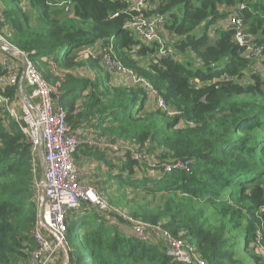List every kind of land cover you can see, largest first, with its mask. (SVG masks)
I'll return each instance as SVG.
<instances>
[{"label":"trees","instance_id":"trees-1","mask_svg":"<svg viewBox=\"0 0 264 264\" xmlns=\"http://www.w3.org/2000/svg\"><path fill=\"white\" fill-rule=\"evenodd\" d=\"M62 1L71 3L70 12L56 6ZM147 2L138 12L123 0H0L2 34L59 91L55 98L74 129L84 123L99 138L135 146L159 164L188 163L164 172L134 160L131 152L80 151L106 165V183L116 181L119 190L134 194L126 202L131 217L159 225L209 264H264V61L257 67L258 59L235 42L228 24L237 16L250 42L264 48V0ZM141 13L163 17L162 36L173 57L159 55L158 43L125 29ZM111 46L125 67L162 95L168 110L144 85L114 80L104 69L100 56ZM89 50L98 52L86 65L93 77L74 75ZM19 90L9 86L4 94L17 104ZM40 178L27 136L5 113L0 264H30L38 248ZM80 210L78 223L67 222L70 264H183L154 241L127 238L124 227L90 206ZM77 233L79 244L71 247Z\"/></svg>","mask_w":264,"mask_h":264},{"label":"built area","instance_id":"built-area-1","mask_svg":"<svg viewBox=\"0 0 264 264\" xmlns=\"http://www.w3.org/2000/svg\"><path fill=\"white\" fill-rule=\"evenodd\" d=\"M123 1L130 5L131 10L138 12L146 9L149 5L147 0ZM56 6L64 7L66 13L71 10L70 2L62 1ZM228 24L234 31L235 42L245 48L247 54L258 59L257 67L261 66L264 61V48L243 41L245 27L237 16L230 17ZM163 28V17L154 15L147 18L143 13L132 17L125 25V29L133 31L146 43H158L159 55L173 57V49L167 45L166 39L162 36ZM5 44L12 46L2 34L0 13V51ZM95 51L89 50L83 54L84 65L78 67V71L82 75H85L88 58L93 56ZM100 61L108 73L117 77H128L135 84L147 87V90L154 96L158 107L168 110L162 95L145 78L137 77L132 70L125 67L115 56L112 46L104 53L102 52ZM17 63L20 64V67L17 66ZM0 68L2 70L0 75V119L4 117L5 113H8L27 136L33 154L38 157V152L42 148L45 162L42 180L45 200L41 208V216L42 222L48 230L46 231L55 236L56 240L52 242L42 233L41 228H44L39 222L35 232L38 248L31 254L30 264H52L58 258L59 253L64 251L63 246L69 251L66 240L67 222L72 219L73 211L85 206H90L97 214L118 227H122L124 224L127 227L126 236L129 239L144 242L156 241L167 256L178 262L209 264L196 253L192 245L175 238L159 225H149L134 219L127 211L115 208L96 189L83 184L81 181L82 171L77 162V156L85 147L121 154L131 152L134 160L146 161L151 168H159L164 172L170 171L173 167L184 169L188 163L176 162L172 165L169 162H163L159 164L135 146H128L120 142L90 140L88 137L78 135L68 122L67 110L60 100L55 98V95H59L58 90L41 76L37 64L27 53L17 49V52L0 59ZM22 82L26 88L30 89V94L25 100L22 99L20 92V102L18 107H14L4 92L7 87L20 86ZM18 110L21 111V114ZM177 114L171 113V115ZM186 125L193 128L195 121H188ZM261 238L262 233L258 232L257 244L260 243ZM260 247L264 254V247Z\"/></svg>","mask_w":264,"mask_h":264},{"label":"rangeland","instance_id":"rangeland-1","mask_svg":"<svg viewBox=\"0 0 264 264\" xmlns=\"http://www.w3.org/2000/svg\"><path fill=\"white\" fill-rule=\"evenodd\" d=\"M93 54H94V56L95 57H97L98 55V52H93ZM114 78V80H118V79H120L121 77H117V76H114L113 77ZM127 79V78H126ZM121 81H125V79L124 78H121ZM117 83H121V82H115L113 85H115V84H117ZM122 85V84H121ZM18 112H19V114H21V111L20 110H18ZM92 134L95 136V137H98V136H96L95 135V130L92 132ZM99 138V137H98ZM129 148V147H128ZM96 165L97 164H95V167H89V168H85V175H88V172L90 173V171H91V173H92V177L93 176H96V177H93V179L91 180V179H89L90 180V182L89 183H86L85 181H84V183H85V185H87V186H91V187H93L94 189H96L102 196H104V197H106V200L108 201V202H110V200L112 201V202H110V204H112L115 208H117V209H125L127 212H129L128 211V207H127V200H129V199H131V198H133L134 197V194L131 192V191H128V190H125V192H124V190H119L118 189V187H117V184H116V181L111 185H108V183H106V182H101V179H103L104 180V178L106 177V176H101L100 174H99V171H98V166L96 167ZM88 177H90V176H88ZM92 177H90V178H92ZM101 177V178H100ZM41 178H42V173H41ZM41 178L39 179V181L41 182ZM105 183H106V185H105ZM40 194H41V188H40ZM141 199V198H140ZM127 202V203H126ZM127 207V208H126ZM81 208H84V207H81ZM81 208H79V209H77V210H75V211H73V213H72V220H75V218H76V221H77V223L80 221V217L82 216V210H80ZM130 215V214H129ZM122 227H126L124 224H122ZM78 232V231H77ZM76 236H77V238H76V240H74V241H72V243H73V245H71V247H75V246H77L78 244H79V238H78V233L76 234ZM54 239V238H53ZM54 240H56V239H54ZM69 243V242H68ZM58 257H60V259H59V261L58 262H56L55 264H63V260H64V251H61L60 253H59V256Z\"/></svg>","mask_w":264,"mask_h":264},{"label":"crops","instance_id":"crops-1","mask_svg":"<svg viewBox=\"0 0 264 264\" xmlns=\"http://www.w3.org/2000/svg\"><path fill=\"white\" fill-rule=\"evenodd\" d=\"M85 53V52H84ZM7 56H10V54H8L6 51H4L3 49L0 51V59L1 58H5V57H7ZM17 66H19L20 67V64H18L17 63ZM21 66H22V63H21ZM87 68H88V66H86ZM57 73H59V72H57ZM73 74L74 75H81V76H85V77H88V76H92L93 77V73H91L90 72V70H88V69H86V71H85V75L83 74H81L79 71H78V69H76L74 72H73ZM62 76H64V73H62ZM22 85V87H23V89H24V94H25V96H27V99H28V96H29V94H30V89L29 88H26L25 86H24V82H22L21 84H20V86ZM20 86H19V89H20ZM19 92H21V90H19ZM59 92V91H58ZM21 97H22V99H24V97H23V94H22V92H21ZM153 100L155 101V98H154V96H153ZM156 103V102H155ZM11 104L14 106V107H18V103L16 104L14 101H12L11 100ZM71 124V123H70ZM76 132H77V134L78 135H80V136H83V137H88L90 140H97V141H101V142H111L110 140H106L105 138H98V137H95L93 134H92V132L94 131L93 129H91V128H88V127H86V125L83 123V124H81L80 125V127L79 128H76V129H74ZM95 135L96 136H98V134H97V132L95 131ZM120 143H122V144H126L125 142H122V141H119ZM111 143H114V142H111ZM128 145V144H127ZM129 146V145H128ZM83 150H85V149H83ZM118 154H121V153H118ZM116 155V154H115ZM77 162H78V164H79V166L81 167V171H82V177H81V181H82V183L83 184H85L84 183V181L86 182V183H89L90 182V180L89 179H93V177H96V176H93L92 177V173L94 172H92L91 173V171H90V173L88 172V175H85V168L87 167V168H89V167H95V164H97L96 165V167L98 166V171L101 169L102 171L100 172L99 171V174L101 175V176H106L105 178H104V180L103 179H101V182L103 183V182H105L106 180H107V172H108V170H107V167H106V165L105 164H103V162H100V161H98V160H96L95 158H93V157H91V156H88V157H85L84 155H82L81 153L77 156ZM105 171V172H104ZM104 172V173H103ZM88 176H90V177H92V178H90V177H88ZM101 178V177H100ZM112 183V182H111ZM108 185H110L109 183H108ZM104 197V196H103ZM105 199H106V197H104ZM124 231H127V227H125V230ZM50 234V233H49ZM51 235V234H50ZM54 237V236H53ZM151 241H154V240H151ZM155 243H156V241H154ZM63 251V250H62ZM59 259H60V257H58L52 264H55L56 262H58L59 261Z\"/></svg>","mask_w":264,"mask_h":264},{"label":"water","instance_id":"water-1","mask_svg":"<svg viewBox=\"0 0 264 264\" xmlns=\"http://www.w3.org/2000/svg\"><path fill=\"white\" fill-rule=\"evenodd\" d=\"M253 37L249 36V35H245L243 37V41L245 43H249L251 40H252ZM2 49L4 51H6L8 54H13L14 52H17V49L14 47V46H10L8 44H5L2 46ZM20 90L23 94V97L25 100H27V96H25L24 94V89L23 87L21 86L20 87ZM38 159H39V163H40V168H41V173H42V178H41V182H40V188H41V194H40V208H39V222H40V225L45 229V225L43 224L42 222V216H41V208L43 206V203H44V200H45V197H44V190H43V177H44V172H45V162H44V157H43V150L42 148H40L39 152H38ZM48 231V230H47ZM54 238L56 239V237L54 236ZM64 248V260H63V264H69L70 263V256H69V251L68 249L63 246Z\"/></svg>","mask_w":264,"mask_h":264}]
</instances>
